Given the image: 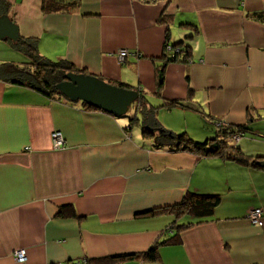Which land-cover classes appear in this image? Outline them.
<instances>
[{"label":"crops","instance_id":"crops-1","mask_svg":"<svg viewBox=\"0 0 264 264\" xmlns=\"http://www.w3.org/2000/svg\"><path fill=\"white\" fill-rule=\"evenodd\" d=\"M6 1L19 36L34 38L39 55L137 89L143 100L122 120L0 78V264L80 257L101 264L141 254L173 233L177 241L159 245L153 260L108 264H264V219L257 225L247 217L264 206V171L220 155L156 148L142 136L141 114L155 107L161 126L198 141L218 136L215 121L243 125L231 143L264 155V138H256L264 135V19L249 15L264 14V0ZM165 41H182L189 57L166 63L158 94L155 66ZM119 49L129 52L122 62ZM26 60L15 42L0 39V63ZM53 130L62 133L60 148L52 146ZM187 192L220 201L202 222L170 210L143 212L171 207ZM67 205L75 216H58ZM20 248L22 262L13 257Z\"/></svg>","mask_w":264,"mask_h":264},{"label":"trees","instance_id":"trees-1","mask_svg":"<svg viewBox=\"0 0 264 264\" xmlns=\"http://www.w3.org/2000/svg\"><path fill=\"white\" fill-rule=\"evenodd\" d=\"M71 4L72 3H68L66 6ZM62 7H64V5L58 3L55 4L56 9H61ZM8 9L9 3L6 0H0V15L7 14ZM249 15L256 19H264L263 12H252ZM166 44L168 43L165 41L164 47ZM182 44V41L176 42L173 45L169 44L170 46L177 48V50L172 51L171 55H168L163 52V62L160 65L155 66L156 93L159 94L163 87L164 68L166 63L175 60L185 61L189 57L188 46H182ZM15 45L17 46V49L27 57V60L22 62L21 66L18 64H14L13 62L0 63V78L5 81L15 82L24 86L31 87L49 96L60 95L66 98L60 92H58V90L55 88V84L64 80V74L68 71L84 73L83 70L77 69L71 62L65 59L51 60L39 55L37 53L36 40L34 38H24L20 36L19 39L15 42ZM142 100L143 96H140L139 94V104ZM83 104L87 108L96 109L95 107L87 105L84 102ZM164 104L166 106H171L175 104H180V101H166L164 102ZM155 109V107H150V109L148 110H146L144 107L141 108V114L143 119L142 124L144 123L145 126L142 129V136L152 137L154 147H170L174 150H188L195 152L201 156L220 155L223 158L233 159L239 161L244 165H249L254 169L264 171V155H249L245 153L238 145H236L235 143H231L227 139V137L231 136L234 133H239L240 136H242L243 131L248 127H244L243 125L232 126L215 121L217 122V125L220 126L217 132L218 136L216 135L214 138H207L205 140L198 141L190 137L186 132L176 133L161 126L153 116V112L155 111ZM134 120V118L130 117L129 125H132ZM219 201L220 196L218 194L187 192L179 203L171 207L154 208L145 210L143 212L153 214L163 210H170V212L174 216H179L180 214H187L199 219L197 222H202L203 219L213 214L214 208L219 203ZM57 215L75 216V212L71 205H67L61 206L57 211ZM182 226H186V224L182 223L179 226L176 224V227ZM170 227H167V229H169ZM176 241V233H173L167 237H162V239L160 240L156 239L152 243V245L141 254H121L103 257L100 258L99 261L101 264H108L113 261L121 260L132 256H141L147 260H153L156 257L157 248L159 245L165 243H173Z\"/></svg>","mask_w":264,"mask_h":264},{"label":"water","instance_id":"water-1","mask_svg":"<svg viewBox=\"0 0 264 264\" xmlns=\"http://www.w3.org/2000/svg\"><path fill=\"white\" fill-rule=\"evenodd\" d=\"M19 37L17 25L7 14H1L0 39L16 42ZM64 78L55 84V88L67 99L81 100L118 117L125 116L130 104L139 96L137 89L109 83L92 73L68 71Z\"/></svg>","mask_w":264,"mask_h":264},{"label":"built area","instance_id":"built-area-1","mask_svg":"<svg viewBox=\"0 0 264 264\" xmlns=\"http://www.w3.org/2000/svg\"><path fill=\"white\" fill-rule=\"evenodd\" d=\"M177 49L173 48L169 44H166L164 47V52L168 55L172 54V51H176ZM127 49H119L117 53L118 60L120 62L124 61L125 57L128 54ZM50 137L52 140V146L56 148H60L64 144L63 136L61 131L53 130L50 132ZM240 138L239 133H234L231 136L227 137V139L231 142L234 140H238ZM249 221L253 224L262 225L264 218V206L263 207H255L252 208L247 215ZM13 257L15 260L22 262L25 260V250L23 248L16 249L13 252ZM43 264H92L91 261L86 257L75 258L71 260L65 261H55V262H46Z\"/></svg>","mask_w":264,"mask_h":264},{"label":"rangeland","instance_id":"rangeland-1","mask_svg":"<svg viewBox=\"0 0 264 264\" xmlns=\"http://www.w3.org/2000/svg\"><path fill=\"white\" fill-rule=\"evenodd\" d=\"M180 32V31H179ZM181 38V37H180ZM134 102H132L131 104H130V106H129V108H128V110L126 111V113L124 114V115H130V114H133V112H134V109H135V105L133 104ZM124 117L125 116H123V118H122V120H124ZM247 135V134H246ZM259 135H261L260 137H256V138H258V139H263L264 138V135L262 134V133H260ZM241 137V136H240ZM185 216H187V215H185Z\"/></svg>","mask_w":264,"mask_h":264},{"label":"clouds","instance_id":"clouds-1","mask_svg":"<svg viewBox=\"0 0 264 264\" xmlns=\"http://www.w3.org/2000/svg\"><path fill=\"white\" fill-rule=\"evenodd\" d=\"M174 48V47H173ZM175 49H177V48H175Z\"/></svg>","mask_w":264,"mask_h":264}]
</instances>
